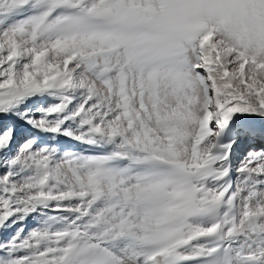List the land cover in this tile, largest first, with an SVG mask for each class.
<instances>
[{
    "label": "snow or ice",
    "instance_id": "snow-or-ice-1",
    "mask_svg": "<svg viewBox=\"0 0 264 264\" xmlns=\"http://www.w3.org/2000/svg\"><path fill=\"white\" fill-rule=\"evenodd\" d=\"M0 264H264V0H0Z\"/></svg>",
    "mask_w": 264,
    "mask_h": 264
}]
</instances>
